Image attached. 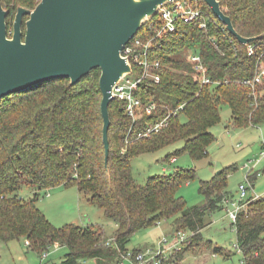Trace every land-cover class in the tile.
Wrapping results in <instances>:
<instances>
[{"label": "trees", "instance_id": "16d2710c", "mask_svg": "<svg viewBox=\"0 0 264 264\" xmlns=\"http://www.w3.org/2000/svg\"><path fill=\"white\" fill-rule=\"evenodd\" d=\"M217 1L239 36L264 34V0ZM37 2L0 0L2 8L9 12L7 31H11L18 6L32 9ZM205 8L215 18L206 5ZM22 32L24 35V26ZM154 35L144 23L136 37L145 40ZM247 46L253 48V55H248ZM150 48L151 59L160 64L156 70L159 82L143 80L133 93L142 103L153 99L159 106L132 125L124 113V102H110L106 166L98 69L73 86H69L68 79H53L0 100L1 243L27 241L28 248L39 256L54 245L66 248L60 264H76L79 260L107 264L106 256L126 251L137 232L173 219V231L192 235L187 246L190 250L192 243L201 240V231L208 225L206 217L224 209V200L233 199L226 192L229 168L200 183L199 193L205 200L202 206L187 207L176 193L183 183L194 178V170L175 169L167 176L150 177L140 185L132 177L130 161L177 142L183 146L165 157L167 163L182 153H188L194 161L205 157L207 147L215 140L209 129L220 122L221 106L229 108L233 128L264 125V78L253 87L243 84L244 80L252 81L257 68L264 65V36L243 46L219 21L208 22L205 30L199 29L197 22L177 23L175 32H162ZM186 49L199 55L209 84L201 85V78L193 74L191 65L175 58ZM181 105L183 110L170 117L159 133L149 139H137L147 124L161 121L168 109ZM182 117L185 122H181ZM248 177L252 184L257 174ZM59 186H74L88 193L89 203L116 223L110 242L103 240L101 230L74 225L57 229L49 223L36 206L38 193ZM22 187L30 190L31 198L20 197ZM246 208L232 224L241 264H264V198ZM183 252L174 256L176 264L182 261ZM213 254L224 255V251L214 246Z\"/></svg>", "mask_w": 264, "mask_h": 264}, {"label": "rangeland", "instance_id": "374dc122", "mask_svg": "<svg viewBox=\"0 0 264 264\" xmlns=\"http://www.w3.org/2000/svg\"><path fill=\"white\" fill-rule=\"evenodd\" d=\"M155 23L157 27L160 25L157 18ZM184 52L175 58L181 59ZM230 117L229 108L221 106L220 122L209 129L215 140L207 147V155L199 160L194 161L188 153H182L175 157L176 163L172 165L165 161L167 155L181 149L182 142L132 158L130 166L134 181L144 185L150 177L167 176L175 169H192L194 178L183 183L176 196L182 198L187 207L202 206L205 200L199 193L200 183L208 182L216 173L229 168L226 192L233 199L238 198V186L241 184L248 187L247 196H264V125L237 129L231 126ZM180 120L185 122L184 117ZM233 167L235 169L232 170ZM253 174H257V177L251 184L247 178ZM19 194L24 199L32 197L27 187H22ZM89 197L88 193L80 192L74 186H59L40 191L36 206L54 228L74 225L101 230L103 240L110 242L117 225L104 215L102 209L90 204ZM206 221L208 225L201 231V240L192 243L190 250L187 247L184 249L179 264H241L242 257L236 250L235 230L227 218L226 208L214 211L206 217ZM172 229L173 219L162 220L137 232L126 248L129 251L150 248L162 237L174 232ZM214 246L222 248L224 255L213 254ZM66 254V248L54 245L48 249V256L41 262L40 256L32 252L22 240L7 244L0 242V264H60ZM105 261L107 264H118V256H106ZM86 264H95V261L88 260Z\"/></svg>", "mask_w": 264, "mask_h": 264}, {"label": "water", "instance_id": "95a60500", "mask_svg": "<svg viewBox=\"0 0 264 264\" xmlns=\"http://www.w3.org/2000/svg\"><path fill=\"white\" fill-rule=\"evenodd\" d=\"M170 1L38 0L32 9L16 8L10 32L6 26L9 12L0 4V100L53 79H68L73 86L98 69L106 166L111 88L131 72L121 51L159 7ZM203 1L239 44L245 46L264 36H239L217 0Z\"/></svg>", "mask_w": 264, "mask_h": 264}, {"label": "built area", "instance_id": "2783aa9c", "mask_svg": "<svg viewBox=\"0 0 264 264\" xmlns=\"http://www.w3.org/2000/svg\"><path fill=\"white\" fill-rule=\"evenodd\" d=\"M157 18L159 26L152 20ZM216 24L221 22L214 18L206 11L203 0H171L162 5L157 10L152 19L147 20V31L154 32L155 35L150 39H141L136 37L138 32L123 47L122 57H125L131 72L121 77L111 88V99L124 102V113L131 120V124L139 120L144 114L153 113L158 104L151 99L147 103H142L140 99L134 96V88L143 80H151L154 83L159 82V76L156 70L159 68V61L151 59V45L162 32L173 33L176 30L177 23L190 24L197 22L198 28L205 30L208 22ZM222 24V23H221ZM212 44H215L212 41ZM181 60L191 65L193 74L201 78V85L209 84L210 81L205 76V68L202 65L199 55L191 49L184 50ZM248 55H253V48L247 46ZM258 72L252 81L244 80L243 84L253 87L260 84L264 78V65L257 68ZM215 84V83H214ZM183 110V105L175 109H168L167 115L161 121L149 123L145 129L137 134V139H149L153 134L159 133L168 125L170 117H176ZM127 144V138L125 140ZM124 152V149L121 150ZM248 187L244 184L238 186V198L224 200L227 218L233 223L236 222L237 215L246 210V206L264 196L251 195L247 196ZM230 207V208H228ZM158 224V223H157ZM191 234L188 231L178 230L170 232L169 235L162 237L156 245L150 248L133 252L126 250L118 253V264H176L174 256L182 252L187 246ZM28 246V242L24 241ZM237 253L240 254L236 246ZM48 256V250L40 256L41 262ZM76 264H86V260H79Z\"/></svg>", "mask_w": 264, "mask_h": 264}, {"label": "crops", "instance_id": "0c3cea01", "mask_svg": "<svg viewBox=\"0 0 264 264\" xmlns=\"http://www.w3.org/2000/svg\"><path fill=\"white\" fill-rule=\"evenodd\" d=\"M253 128H254V127H253ZM174 163H176V159H175V158H172V159L170 160L169 164L172 165V164H174Z\"/></svg>", "mask_w": 264, "mask_h": 264}]
</instances>
